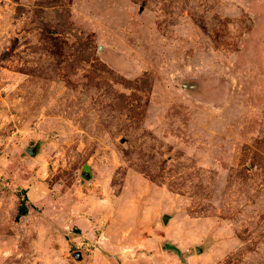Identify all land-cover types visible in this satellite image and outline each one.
<instances>
[{
	"label": "rangeland",
	"instance_id": "rangeland-1",
	"mask_svg": "<svg viewBox=\"0 0 264 264\" xmlns=\"http://www.w3.org/2000/svg\"><path fill=\"white\" fill-rule=\"evenodd\" d=\"M0 264H264V0H0Z\"/></svg>",
	"mask_w": 264,
	"mask_h": 264
},
{
	"label": "water",
	"instance_id": "water-1",
	"mask_svg": "<svg viewBox=\"0 0 264 264\" xmlns=\"http://www.w3.org/2000/svg\"><path fill=\"white\" fill-rule=\"evenodd\" d=\"M78 255H79V257H81V256H82V254H81V253H78Z\"/></svg>",
	"mask_w": 264,
	"mask_h": 264
}]
</instances>
